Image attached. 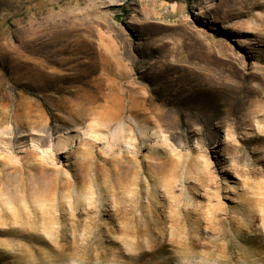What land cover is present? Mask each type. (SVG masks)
<instances>
[{"label": "rangeland", "instance_id": "rangeland-1", "mask_svg": "<svg viewBox=\"0 0 264 264\" xmlns=\"http://www.w3.org/2000/svg\"><path fill=\"white\" fill-rule=\"evenodd\" d=\"M0 264H264V0H0Z\"/></svg>", "mask_w": 264, "mask_h": 264}, {"label": "bare ground", "instance_id": "bare-ground-1", "mask_svg": "<svg viewBox=\"0 0 264 264\" xmlns=\"http://www.w3.org/2000/svg\"><path fill=\"white\" fill-rule=\"evenodd\" d=\"M83 65V64H82Z\"/></svg>", "mask_w": 264, "mask_h": 264}]
</instances>
